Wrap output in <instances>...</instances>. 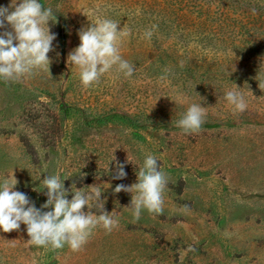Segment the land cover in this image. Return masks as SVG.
Listing matches in <instances>:
<instances>
[{
  "label": "rangeland",
  "instance_id": "1",
  "mask_svg": "<svg viewBox=\"0 0 264 264\" xmlns=\"http://www.w3.org/2000/svg\"><path fill=\"white\" fill-rule=\"evenodd\" d=\"M39 2L56 20L50 70L0 78V180L14 172L38 209L46 175L63 179L69 199L72 185H100L118 226L93 228L78 251L28 246L23 224L0 230V264H264V0ZM86 15L120 24L131 77L114 67L85 88L68 66ZM229 90L243 94L245 110L225 99ZM193 103L204 122L185 133L177 122ZM148 154L168 183L162 212L135 219L125 208L132 194L115 188L137 182ZM117 163L126 178H114Z\"/></svg>",
  "mask_w": 264,
  "mask_h": 264
},
{
  "label": "clouds",
  "instance_id": "2",
  "mask_svg": "<svg viewBox=\"0 0 264 264\" xmlns=\"http://www.w3.org/2000/svg\"><path fill=\"white\" fill-rule=\"evenodd\" d=\"M88 19L91 22L89 26L78 32L80 45L67 57L68 66L79 70L82 85L87 88L99 82L114 67L117 72L131 77L136 69L120 55L118 42L124 32L120 24L106 17ZM50 21H56L53 10L51 7L44 8L39 0H12L9 7H0V29L7 26L12 29L0 33V78L5 81L17 80L30 74L34 68L44 65L49 68L51 60L48 54L53 51V41L56 39L50 30ZM143 35L151 38L152 31H146ZM259 87L264 90V84L259 82ZM224 96L237 110H245L247 105L241 92L229 90ZM204 115V107L193 103L177 126L185 133H195L201 128ZM127 159L131 163L129 157ZM116 167L114 178H126L124 164L117 163ZM41 182L47 189V201L38 209L27 194L16 190L19 182L14 172L0 180V230L5 233L18 231L23 224L30 237L26 242L28 246L50 245L53 249H60L67 244L73 251H78L93 228L99 225L111 231L118 226L114 210L109 213L105 209L106 200L101 199L103 191L100 185L83 188L72 185V198L69 199V189L65 188L60 176L46 175ZM167 183L157 158L148 154L143 166L138 168L137 182L131 186L117 185L115 192L132 194L131 203L125 208L131 209L134 218L139 219L142 209L162 212ZM94 207L100 210L99 215L93 211Z\"/></svg>",
  "mask_w": 264,
  "mask_h": 264
}]
</instances>
